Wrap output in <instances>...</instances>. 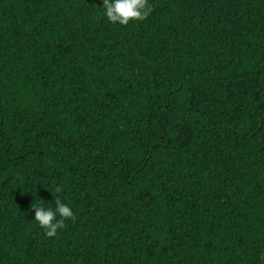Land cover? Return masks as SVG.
Listing matches in <instances>:
<instances>
[{
    "label": "trees",
    "instance_id": "16d2710c",
    "mask_svg": "<svg viewBox=\"0 0 264 264\" xmlns=\"http://www.w3.org/2000/svg\"><path fill=\"white\" fill-rule=\"evenodd\" d=\"M102 5L0 0V264H264V0Z\"/></svg>",
    "mask_w": 264,
    "mask_h": 264
},
{
    "label": "clouds",
    "instance_id": "9594fccd",
    "mask_svg": "<svg viewBox=\"0 0 264 264\" xmlns=\"http://www.w3.org/2000/svg\"><path fill=\"white\" fill-rule=\"evenodd\" d=\"M103 15L111 24L126 26L130 21L142 20L148 11V0H103ZM54 198V207H43L42 203H33L34 221L48 237L54 236L63 227V221L73 217L71 206L59 195L62 188L57 185L50 189ZM264 260V257H261Z\"/></svg>",
    "mask_w": 264,
    "mask_h": 264
}]
</instances>
